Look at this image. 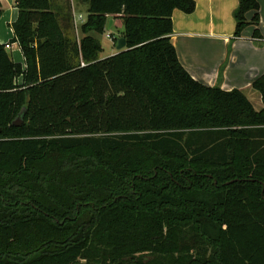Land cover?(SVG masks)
Segmentation results:
<instances>
[{
  "label": "trees",
  "instance_id": "trees-1",
  "mask_svg": "<svg viewBox=\"0 0 264 264\" xmlns=\"http://www.w3.org/2000/svg\"><path fill=\"white\" fill-rule=\"evenodd\" d=\"M84 1L80 41L53 0H16L26 67L0 43V264H264V107L180 62L196 2ZM259 8L239 0L234 37H262ZM111 17L126 49L101 58Z\"/></svg>",
  "mask_w": 264,
  "mask_h": 264
},
{
  "label": "crops",
  "instance_id": "crops-1",
  "mask_svg": "<svg viewBox=\"0 0 264 264\" xmlns=\"http://www.w3.org/2000/svg\"><path fill=\"white\" fill-rule=\"evenodd\" d=\"M82 1L84 2V0H53L57 7L63 8L65 4L67 9L73 11L77 30L76 13L80 11H77L76 7ZM194 1L196 8L193 12L186 13L175 9L172 16L173 32L170 37L180 62L196 80L224 90L238 88L248 97L257 111L262 110L264 107L262 95L253 86V82L264 73V0H258L259 31L262 37H256L257 26L254 24L247 25L241 36L234 37L236 26L234 11L239 0ZM85 5L84 11H87L88 4L85 2ZM0 9V43L11 44V48L6 49L7 52L12 60L24 69L26 64L23 52L15 48L19 45L18 42L11 41L14 38L12 24L19 15L16 0H0ZM253 14V11L248 12V19H251ZM79 18H83L82 14ZM120 25H123L122 21L114 19L111 29ZM81 37H83L82 32ZM107 56L110 55L100 57ZM22 79L20 76L17 81L21 83Z\"/></svg>",
  "mask_w": 264,
  "mask_h": 264
},
{
  "label": "rangeland",
  "instance_id": "rangeland-1",
  "mask_svg": "<svg viewBox=\"0 0 264 264\" xmlns=\"http://www.w3.org/2000/svg\"><path fill=\"white\" fill-rule=\"evenodd\" d=\"M85 2L86 1H84V2L82 1L81 4L78 5V7H76V10L80 11V12L76 13V22H77L78 30L76 28V25L74 24L75 21H74L73 11L70 10V9H67V6L65 4H63L64 5L63 6V9H64L63 16L65 17V16L70 15V18H68L69 19V21H68L69 24L68 25H70V30L68 28L66 30V32L71 38L75 39L76 41H80V39H81L80 38L81 37V26L86 21L87 16H88V13H87L88 10L84 11L85 10L84 6H86ZM63 3H65V2H63ZM86 3L88 4V2H86ZM80 14H82V16H83L82 19L79 18ZM65 19H67V18L65 17ZM122 26L121 25L120 26H115L111 30H107V28H106V31L104 33H98V32H95V31H90L88 33V34L92 35L94 38H97L102 43V46H103L104 50L99 54V56H101V55H111L114 52H116V53L119 52L117 50V44H118V39L123 37L122 36ZM15 48H17V49H19L21 51L20 45H16Z\"/></svg>",
  "mask_w": 264,
  "mask_h": 264
},
{
  "label": "water",
  "instance_id": "water-1",
  "mask_svg": "<svg viewBox=\"0 0 264 264\" xmlns=\"http://www.w3.org/2000/svg\"><path fill=\"white\" fill-rule=\"evenodd\" d=\"M114 22V18H110L108 21V26H107V30H110L112 25ZM126 38L125 37H121L118 39V44H117V50L118 51H123L126 49ZM21 122V120L19 119L16 123ZM2 131V129L0 128V132Z\"/></svg>",
  "mask_w": 264,
  "mask_h": 264
},
{
  "label": "built area",
  "instance_id": "built-area-1",
  "mask_svg": "<svg viewBox=\"0 0 264 264\" xmlns=\"http://www.w3.org/2000/svg\"><path fill=\"white\" fill-rule=\"evenodd\" d=\"M11 48V44H6V49H10ZM82 65H85L84 62H82Z\"/></svg>",
  "mask_w": 264,
  "mask_h": 264
}]
</instances>
